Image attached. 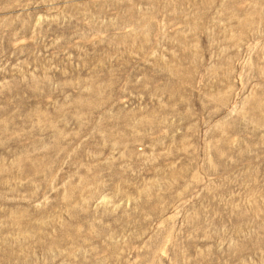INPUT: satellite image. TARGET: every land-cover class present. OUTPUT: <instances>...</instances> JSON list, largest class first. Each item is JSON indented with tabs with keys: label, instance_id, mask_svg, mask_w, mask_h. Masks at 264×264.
<instances>
[{
	"label": "rangeland",
	"instance_id": "374dc122",
	"mask_svg": "<svg viewBox=\"0 0 264 264\" xmlns=\"http://www.w3.org/2000/svg\"><path fill=\"white\" fill-rule=\"evenodd\" d=\"M0 264H264V0H0Z\"/></svg>",
	"mask_w": 264,
	"mask_h": 264
}]
</instances>
